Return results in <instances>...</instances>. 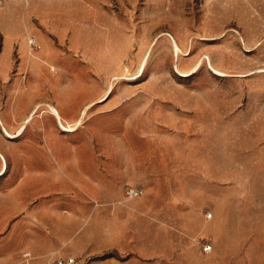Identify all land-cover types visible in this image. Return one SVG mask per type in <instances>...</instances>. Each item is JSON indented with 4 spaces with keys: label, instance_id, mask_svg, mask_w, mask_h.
I'll list each match as a JSON object with an SVG mask.
<instances>
[{
    "label": "rangeland",
    "instance_id": "1",
    "mask_svg": "<svg viewBox=\"0 0 264 264\" xmlns=\"http://www.w3.org/2000/svg\"><path fill=\"white\" fill-rule=\"evenodd\" d=\"M0 1V202L23 174L34 195L77 175L66 159L128 162L112 190L176 225L179 264H264V134L225 136L221 160L199 117L217 84L236 110L257 101L245 80L264 71V0ZM106 49L123 50L110 69Z\"/></svg>",
    "mask_w": 264,
    "mask_h": 264
},
{
    "label": "crops",
    "instance_id": "2",
    "mask_svg": "<svg viewBox=\"0 0 264 264\" xmlns=\"http://www.w3.org/2000/svg\"><path fill=\"white\" fill-rule=\"evenodd\" d=\"M97 24L94 39L99 36ZM73 29L79 34L76 27ZM137 46L143 49L144 42L142 45L138 39ZM122 51L114 55L106 49L110 62L109 68L103 66L104 69H110L114 60L119 61ZM94 54L98 55L96 48ZM88 62L95 63L93 59ZM258 75L261 77L257 79ZM245 81L258 99L242 103L240 110H236L233 102L223 99L220 84H217L215 110L210 111L201 102L204 109L200 119L215 120L211 124L216 125L221 160L225 158V149L221 148L225 136L231 140L238 133L264 134V71H256ZM58 105L61 108L53 106V112L63 117L70 115L75 99H59ZM231 116L234 119L228 120ZM199 127L204 128L202 123ZM82 147L86 149L84 145H75L74 149L78 151ZM227 152L234 156L235 148H228ZM64 161L77 167L78 174L69 178L67 175L62 182H49L42 195L33 194V185L23 177L25 174L10 181L9 203L0 202V264H55L57 258L69 256L87 260L89 264H179L176 225L145 221L139 198L112 190V181L108 178L113 174L112 168L128 167V162L120 165L112 159L98 162L95 157ZM141 164L142 161H136L134 166ZM82 165L89 169H82ZM118 173L124 175L125 171ZM2 230L6 232L1 235Z\"/></svg>",
    "mask_w": 264,
    "mask_h": 264
},
{
    "label": "built area",
    "instance_id": "3",
    "mask_svg": "<svg viewBox=\"0 0 264 264\" xmlns=\"http://www.w3.org/2000/svg\"><path fill=\"white\" fill-rule=\"evenodd\" d=\"M129 194L134 195V194H138V192L136 190H130ZM205 249L208 250L210 249V247L208 246V248L206 247ZM54 263L55 264H89L87 260H81L74 256H69L67 258L59 257L55 260Z\"/></svg>",
    "mask_w": 264,
    "mask_h": 264
},
{
    "label": "bare ground",
    "instance_id": "4",
    "mask_svg": "<svg viewBox=\"0 0 264 264\" xmlns=\"http://www.w3.org/2000/svg\"><path fill=\"white\" fill-rule=\"evenodd\" d=\"M0 4H1V1H0Z\"/></svg>",
    "mask_w": 264,
    "mask_h": 264
}]
</instances>
